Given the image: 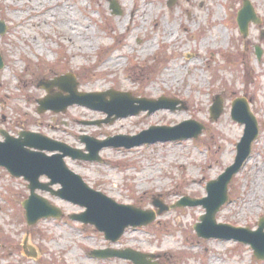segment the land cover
I'll list each match as a JSON object with an SVG mask.
<instances>
[{
	"label": "rangeland",
	"instance_id": "rangeland-1",
	"mask_svg": "<svg viewBox=\"0 0 264 264\" xmlns=\"http://www.w3.org/2000/svg\"><path fill=\"white\" fill-rule=\"evenodd\" d=\"M112 1L120 14L111 9ZM249 1L260 23H251L244 38L237 24L243 0H60L52 9L38 0H0V21L8 26L0 36L5 63L0 71V131L15 137L40 133L84 152V136L104 141L138 136L151 127L202 124L205 130L196 140L129 150L107 147L100 152L102 162L66 159L72 171L108 198L157 210L155 200L172 206L187 196L208 197L209 182L234 164L245 126L232 119V103L245 98L258 121L259 137L229 187V202L216 216L220 224L256 231L264 217V0ZM134 8L138 16L132 21ZM126 22L129 26L122 28ZM68 25L90 32L89 39L72 42ZM110 61L117 66H109ZM69 74L76 77L80 93L166 97L184 102L187 109L142 112L102 125L94 122L104 121L107 114L85 105L38 113L37 101L47 96L39 83ZM218 96L223 112L213 120L210 112ZM39 194L64 217L30 227L22 206L30 196L28 182L0 167V264H132L91 256L111 248L153 255L152 264H264L248 245L199 238L194 226L206 213L202 206L169 209L154 223L129 228L117 243H109L93 226L70 219L82 208ZM33 252L36 257H28Z\"/></svg>",
	"mask_w": 264,
	"mask_h": 264
},
{
	"label": "water",
	"instance_id": "water-1",
	"mask_svg": "<svg viewBox=\"0 0 264 264\" xmlns=\"http://www.w3.org/2000/svg\"><path fill=\"white\" fill-rule=\"evenodd\" d=\"M243 3V9L238 13V25L241 34L247 38L250 24L258 25L260 19L249 0H243ZM111 9L114 10L115 14H120V8L116 1H112ZM7 30V25L0 21V35H4ZM262 38H264V34ZM261 56L262 49L258 47L256 57L261 59ZM3 67L4 59L0 53V71ZM77 85L76 77L72 74L60 76L54 80L41 81L39 87L45 90L48 96L37 101L39 104L37 112L41 114L51 110L60 113L66 112V109L74 104L85 105L107 114L104 121L94 122V124L102 125L114 123L118 118H126L130 115L137 116L142 112H147L150 115L161 109L170 111L187 109L184 102L177 99L166 97H161L159 100L136 99L129 93L119 91L87 94L80 93ZM53 88L60 89L67 96H62L60 92L52 94ZM106 96L110 97L111 101L104 99ZM232 104V118L236 123L243 124L245 131L241 142L237 146L238 150L234 164L227 168L217 180L209 182L206 189L208 197L206 198L197 200L187 196L172 206L164 205L162 201L155 200L153 206L158 209L157 211L142 210L133 205L119 204L102 192L92 189L81 176L73 172L66 164V158L68 157L84 162H102L99 153L107 147L129 150L146 144L184 141L185 139L196 140L205 130L204 126L196 121H186L175 127H151L138 136L118 135L104 141L84 136L81 138L82 142L87 145L84 152L41 134L24 132L20 134V137L15 138L5 131L1 132V135L5 137V141H0V167L8 170L14 178H24L29 182L28 189L31 194L23 202L29 226L37 224L44 218H62L64 216L61 209L40 196L39 191L50 192L52 196L54 195L63 201H68L85 209V212L81 214L72 215L71 219L75 222L94 226L98 232L104 233L105 239L110 243L118 242L128 228H141L154 223L158 215H162L169 209L202 206L206 213L201 216L200 222L194 226L199 238L206 240L214 238L222 241L235 240L244 245H249L254 251L255 258L264 261V217L260 219L256 231L245 227L220 224L217 221L216 215L229 201V187L233 179L241 172L244 164L249 160L253 143L259 137L258 121L247 100L239 98ZM213 105L210 114L213 120H217L223 112L224 104L218 96ZM48 153L51 155H48ZM43 176L51 182L43 183L40 180ZM55 185L60 186L58 190L53 189ZM91 255L98 259H112L113 257L126 259L133 264H152L149 259L155 258L153 255L143 254L131 249L93 251Z\"/></svg>",
	"mask_w": 264,
	"mask_h": 264
},
{
	"label": "bare ground",
	"instance_id": "bare-ground-1",
	"mask_svg": "<svg viewBox=\"0 0 264 264\" xmlns=\"http://www.w3.org/2000/svg\"><path fill=\"white\" fill-rule=\"evenodd\" d=\"M42 5H43V7H45L46 9H52V7L53 6H55V5H58L59 3H60V0H55V1H51V0H38ZM45 1V3H42V2H44ZM137 12H138V10L136 9V8H134V10L132 11V15H131V19H132V21L134 20V19H136L137 18V16H138V14H137ZM143 18V17H142ZM144 21H146V18H144ZM69 26V28H70V30H71V36L73 37L72 38V42H73V40H75L76 42H77V39H79L80 37V39L81 40H85L86 38H88L89 39V37H90V32H85V31H79V30H77V29H74V28H72V26H70V25H68ZM128 27L129 26V23H124L123 24V26H122V28L123 27ZM89 35V36H88ZM87 43V44H86ZM85 44H86V46H89V42L88 41H86L85 42ZM149 45V44H148ZM156 50V48H155V46L153 47L152 45L150 46V52H153V51H155ZM115 64V65H114ZM114 64H113V61H110L109 63H108V65L109 66H117V62H114Z\"/></svg>",
	"mask_w": 264,
	"mask_h": 264
},
{
	"label": "flooded vegetation",
	"instance_id": "flooded-vegetation-1",
	"mask_svg": "<svg viewBox=\"0 0 264 264\" xmlns=\"http://www.w3.org/2000/svg\"><path fill=\"white\" fill-rule=\"evenodd\" d=\"M7 132H8V131H7ZM8 133H9V132H8ZM21 133H24V132H19V133H18V136H19ZM9 134H10V133H9ZM11 136H12V135H11ZM14 137H15V136H14Z\"/></svg>",
	"mask_w": 264,
	"mask_h": 264
}]
</instances>
